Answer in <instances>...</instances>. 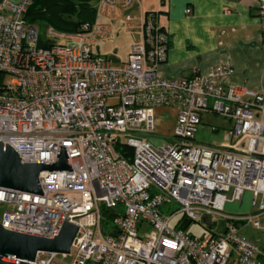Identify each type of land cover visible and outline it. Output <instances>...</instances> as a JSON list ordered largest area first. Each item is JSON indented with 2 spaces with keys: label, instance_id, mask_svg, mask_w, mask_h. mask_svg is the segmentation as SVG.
I'll list each match as a JSON object with an SVG mask.
<instances>
[{
  "label": "built area",
  "instance_id": "obj_1",
  "mask_svg": "<svg viewBox=\"0 0 264 264\" xmlns=\"http://www.w3.org/2000/svg\"><path fill=\"white\" fill-rule=\"evenodd\" d=\"M134 1L99 0L94 23L75 34L50 29L63 43L41 46L25 19L32 0H0V141L25 163H56L63 146L73 170L41 173L43 195L1 188L0 224L46 239L64 221L79 227L72 264H264L242 233L245 218L224 212L250 193L253 225L264 230V94L231 84L230 62L161 77L170 39L152 15L114 67L93 49L110 34L98 16ZM258 14L264 41V0ZM162 107L178 118L170 141L155 145L147 137ZM204 114L232 122L223 146L196 140ZM118 145L133 150L131 161ZM185 222L206 233L192 235ZM58 255L41 252L35 264H62Z\"/></svg>",
  "mask_w": 264,
  "mask_h": 264
},
{
  "label": "crops",
  "instance_id": "obj_2",
  "mask_svg": "<svg viewBox=\"0 0 264 264\" xmlns=\"http://www.w3.org/2000/svg\"><path fill=\"white\" fill-rule=\"evenodd\" d=\"M95 2L92 4L99 12V0ZM154 8L144 11L142 16L152 12L156 26L170 39L165 61L158 67L161 77L183 78L194 72L205 74L215 66L230 62L231 84L264 94V41L258 14L259 0H157ZM187 10L191 12L188 14ZM102 15L107 18L104 24L100 22ZM110 18H122L120 9L100 14L98 22L112 28ZM127 20L128 27L137 30L135 43L140 42L141 26H134L137 16H127ZM96 51L100 53L99 48ZM129 53L130 50L128 56ZM109 59L111 64L113 61L119 63L116 67L124 63L114 57ZM157 112L173 116L176 123L178 117L172 110L158 108Z\"/></svg>",
  "mask_w": 264,
  "mask_h": 264
},
{
  "label": "rangeland",
  "instance_id": "obj_3",
  "mask_svg": "<svg viewBox=\"0 0 264 264\" xmlns=\"http://www.w3.org/2000/svg\"><path fill=\"white\" fill-rule=\"evenodd\" d=\"M146 2V3H145ZM141 0V3L138 0L134 1L133 6L128 9L124 10L121 6H118L120 11L122 12V18H110L109 25L112 26L110 28L109 37L106 39H100L94 46V51L97 52V48H99L100 53L102 56H106L108 58L114 57L116 60L121 62H125L128 59V52L131 46L136 41V33L137 30L134 28L128 27V20L127 16L135 17L137 16L138 21L134 24V26L142 25L141 23V16L143 15L144 11L146 10H154V4L157 3V0ZM96 4V2H93ZM157 9V8H156ZM107 18L105 15L100 17V22L102 24L106 23ZM112 22H115L113 24ZM36 29L40 33L41 40L46 42H54V43H63V40L57 38L56 36H52L49 34V31L45 27H40V25H35ZM114 67L119 65L118 62L113 61L112 64ZM4 81L8 82L9 77L5 76ZM111 103V102H110ZM167 108L168 110H172L176 113L178 117L177 110L169 107H162ZM155 133L154 135H150L147 139H153L155 145H162L170 141L171 133L174 132L176 123L173 119V116L168 115L165 112L158 114L157 109L155 112ZM233 124L228 119L224 118L223 116L216 115V114H204L202 116V125L196 135V140L200 143L211 145V146H223L225 144V138L229 135V132L232 128ZM212 128H215V132H212ZM224 212L227 215L231 216H240L241 218H245L246 222L242 223V233L247 238L255 242L264 253V230L256 229L254 227L255 218L254 215L256 213V209L251 206V197L248 193H245L244 198L241 202L236 203H228L225 207ZM180 219V216H176L172 222V225ZM261 223L263 220L259 218ZM218 217H213V221H218ZM187 231L196 237H201L206 233V228L198 223H191ZM76 257V251L72 250L70 255L62 256L59 254L57 257L58 262L62 264H72Z\"/></svg>",
  "mask_w": 264,
  "mask_h": 264
},
{
  "label": "water",
  "instance_id": "obj_4",
  "mask_svg": "<svg viewBox=\"0 0 264 264\" xmlns=\"http://www.w3.org/2000/svg\"><path fill=\"white\" fill-rule=\"evenodd\" d=\"M59 171H73L65 147L59 146L56 163H25L18 152L0 141V189L43 195L41 173ZM204 219L214 225L209 216ZM78 228L64 221L59 235L46 239L8 231L0 224V264H35L41 252L69 254Z\"/></svg>",
  "mask_w": 264,
  "mask_h": 264
},
{
  "label": "trees",
  "instance_id": "obj_5",
  "mask_svg": "<svg viewBox=\"0 0 264 264\" xmlns=\"http://www.w3.org/2000/svg\"><path fill=\"white\" fill-rule=\"evenodd\" d=\"M92 2L95 0H32L25 19L31 25L52 28L59 33H79L82 32L84 24H92L96 20L97 10ZM150 15L153 16V13H146V17ZM40 45L46 46L47 43L40 39ZM117 150L124 153L131 161L133 156L131 148L118 145ZM189 225L190 222L184 223L185 228Z\"/></svg>",
  "mask_w": 264,
  "mask_h": 264
}]
</instances>
